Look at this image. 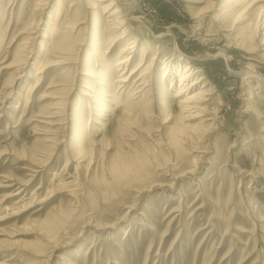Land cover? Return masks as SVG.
<instances>
[{
	"label": "rangeland",
	"instance_id": "1",
	"mask_svg": "<svg viewBox=\"0 0 264 264\" xmlns=\"http://www.w3.org/2000/svg\"><path fill=\"white\" fill-rule=\"evenodd\" d=\"M121 1L128 74L147 50L128 85L132 35L95 41V0H0V264H264V0ZM187 66L201 129L175 97Z\"/></svg>",
	"mask_w": 264,
	"mask_h": 264
},
{
	"label": "bare ground",
	"instance_id": "2",
	"mask_svg": "<svg viewBox=\"0 0 264 264\" xmlns=\"http://www.w3.org/2000/svg\"><path fill=\"white\" fill-rule=\"evenodd\" d=\"M102 2V4L99 3V5H96L97 2ZM261 1V0H260ZM62 3L63 5L65 4V2H60V5L62 7ZM101 7L100 8V11L103 12H108L109 15H108V18L106 19V26H104V28H102L103 30H101L102 32H100V30H97V32L95 33V41L100 39V38H105V37H108V36H111V37H114V38H111V42L110 44L108 45L107 42V46H108V49H112L113 47L115 48L116 46L118 47V45L120 44V42L123 40H126L130 35V36L126 42V46L120 51V58L118 59L119 61H117V67L121 70V74L120 76H124L122 79H120L119 81H121V83H128L130 82L129 80L134 77L135 75L137 76V73H139V71L145 67V64L147 63H144V60L146 59V56H145V52L147 50L143 49V53H144V56H143V53H142V61L140 63L137 64V67L130 72V74H128V68L130 66V64L133 63L134 61V58L136 57V53H137V50H138V47H137V43H140L142 41V38H140V36H135L134 33L132 31H130L129 27H133V23L131 22L132 20H139L138 17H132L130 18V16L132 14L131 13V9L130 7L128 6H125V4H123V2L121 0H95V2L93 3V5H90L89 8H98V7ZM42 8V7H41ZM59 9V8H58ZM33 10V9H32ZM61 10V9H60ZM60 12V11H59ZM101 13V12H100ZM99 13V14H100ZM101 13V14H102ZM60 14V13H59ZM72 14V13H71ZM98 14V13H97ZM104 14V13H103ZM54 15V14H53ZM95 15V14H94ZM40 16V15H39ZM57 17V16H56ZM60 17V16H59ZM104 21V20H103ZM52 22V21H51ZM59 22V21H58ZM79 22V21H78ZM99 20L96 21V24H98ZM67 23V22H66ZM69 27H71L73 25V21H69ZM80 23V22H79ZM86 23V22H85ZM60 24V23H59ZM90 24V23H89ZM102 24V23H101ZM100 24V25H101ZM38 25V24H37ZM79 25V24H77ZM85 26V25H84ZM125 26H127L126 29H123ZM258 30L259 28H262L261 30L264 31V15L262 17V21H261V26L259 27L258 25H256ZM101 27V26H100ZM138 28V27H137ZM66 29V28H65ZM121 29H123V32L121 35H116L115 34L118 32V31H121ZM68 30V28H67ZM75 30V29H74ZM73 30V31H74ZM61 31V30H60ZM70 31V29H69ZM72 32V31H71ZM136 32V31H135ZM259 32V31H258ZM113 35V36H112ZM262 39H261V44L262 46L264 47V32L262 34ZM94 36V35H93ZM61 37V36H59ZM58 37V38H59ZM63 37V36H62ZM132 37V38H131ZM159 37V36H158ZM163 37V36H162ZM85 38V37H84ZM260 38V37H259ZM60 41L58 42L57 45H55V48H58V49H63V48H68L67 46V43H65V40L64 38L62 39H59ZM83 40V39H82ZM131 40V41H130ZM133 40V41H132ZM56 41V40H55ZM84 41V40H83ZM122 41V42H123ZM54 42V40L52 41ZM57 43V42H56ZM55 44V42L53 43ZM63 44V45H62ZM97 44V43H96ZM98 45V44H97ZM261 46V45H260ZM75 50V49H74ZM105 50V49H104ZM149 51V50H148ZM26 53V52H25ZM59 53V52H58ZM91 53V52H90ZM102 54V53H101ZM26 55V54H25ZM104 55V54H103ZM107 55V54H106ZM151 56V55H150ZM118 57V56H117ZM100 58V57H99ZM104 59V58H103ZM148 59V58H147ZM153 59V57H152ZM89 59H87L88 61ZM96 60V59H95ZM98 61V60H97ZM149 61V60H148ZM166 61V60H165ZM27 62V61H26ZM93 62V60L91 61ZM168 62V61H167ZM81 63V61H80ZM86 62H84L85 64ZM100 63V62H99ZM106 63V62H105ZM170 63V61L168 62ZM167 63V65L169 66V64ZM97 64V62H96ZM152 64V63H151ZM192 64V63H191ZM94 65V64H92ZM92 65H90L89 61L86 63L85 67H86V72L84 75H86L87 77H93L92 76V72L93 71H96L93 70L94 68H92ZM105 65V64H104ZM84 66V65H83ZM81 66V67H83ZM107 66V65H106ZM136 66V65H135ZM151 66V65H150ZM166 66V65H165ZM173 67V66H172ZM19 68V67H18ZM100 68V67H99ZM150 68V67H149ZM98 69V68H97ZM109 69V68H107ZM165 69V67H164ZM101 70V69H100ZM99 70V71H100ZM117 70V69H116ZM143 70V69H142ZM151 70V69H150ZM171 70L172 69H167V72L168 74L170 75L171 73ZM145 71V70H144ZM163 71V70H162ZM252 71V70H251ZM148 72V71H147ZM170 72V73H169ZM201 70H195L193 69V67H190V66H187L184 70H183V73L182 75H180V79L178 80L179 81V85H178V91L177 93L175 94L176 96L175 97H179L181 98L179 100V106H180V110L182 112V115H183V118L187 121H194V122H198L196 123V127L198 128H195V129H201L202 126L204 125H201V123H205L206 121H211V119H208V120H203V118L205 119V112H206V108L204 106V104L207 102V100L205 99V96H209V94L207 93L206 90H204V79L205 77L203 76H200V73ZM177 73V72H176ZM126 74H128L127 76H125ZM18 75V74H17ZM169 75H166V76H169ZM111 75L109 74L108 70H102L100 72V75L99 73H97V78L99 79L97 81V83L102 86V87H108V82H109V78H112L110 77ZM148 76V75H147ZM178 76V75H177ZM255 76V75H254ZM257 76V75H256ZM119 77V76H118ZM117 77V78H118ZM144 77L143 74H141L140 78ZM157 77V76H156ZM165 77V76H164ZM96 78V77H94ZM116 78V79H117ZM147 78V77H146ZM261 78V81L262 83L264 84V77H260ZM17 79V78H16ZM136 79V78H135ZM139 79V78H138ZM146 80V79H145ZM165 80V79H164ZM111 81V80H110ZM118 81V80H117ZM149 81V80H148ZM113 82V81H112ZM138 82V81H137ZM143 82V81H142ZM164 82V81H163ZM110 83V82H109ZM133 83V82H131ZM130 83V84H131ZM148 83V82H147ZM120 84V83H119ZM140 84V83H139ZM118 85V84H117ZM128 85V84H127ZM145 85V84H144ZM163 85V84H162ZM65 86V85H63ZM123 86V85H122ZM132 86V85H131ZM136 86V85H135ZM134 86V87H135ZM148 86V85H147ZM146 86V87H147ZM36 87V86H35ZM121 87V86H120ZM119 87V88H120ZM128 87V86H127ZM150 87V86H149ZM87 89H90V86H86ZM202 88V89H201ZM30 89V88H29ZM118 89V87H117ZM132 89V88H131ZM141 89V88H138V90ZM137 90V89H136ZM150 90V89H149ZM106 90L102 88V92L103 93H106L105 92ZM119 91V89H118ZM87 92V91H86ZM86 94V93H85ZM167 110H169L170 112L173 111V108L171 106H169L167 108ZM154 111V110H153ZM55 113V112H54ZM171 114V113H170ZM60 116V115H59ZM70 116V115H69ZM215 116V115H214ZM42 117V116H41ZM50 119V118H49ZM64 120V119H63ZM55 121V120H54ZM80 121V120H79ZM41 122V121H40ZM49 122V121H48ZM70 122V121H69ZM186 123V122H185ZM49 124V123H47ZM52 124V123H50ZM61 124V123H60ZM212 124V123H211ZM210 124V125H211ZM53 125V124H52ZM100 125V124H99ZM186 126V125H185ZM208 127V126H207ZM49 129V128H48ZM204 129V128H203ZM202 129V130H203ZM190 130V129H189ZM187 131V130H186ZM194 131V130H193ZM196 131V130H195ZM192 132V131H191ZM203 133V132H202ZM49 134V133H48ZM196 135V134H195ZM182 137V136H181ZM201 137V136H200ZM49 139V138H48ZM179 140V139H178ZM48 141V140H47ZM161 145V144H160ZM142 147V146H141ZM177 150V149H176ZM137 157V156H136ZM176 158V157H175ZM42 164V163H41ZM44 165V164H43ZM41 167V166H40ZM121 167V166H120ZM140 168V167H139ZM116 169V168H115ZM57 170V169H56ZM33 171V170H32ZM47 171V170H46ZM130 171V170H129ZM65 172V171H64ZM142 174V173H141ZM32 175V174H31ZM54 175V174H53ZM143 175V174H142ZM113 176V175H112ZM114 177V176H113ZM120 177V176H119ZM131 177V176H130ZM11 179V178H10ZM66 179V178H65ZM54 180V179H53ZM62 181L59 182V184L61 186H67V189H69V192H72V193H76V191L78 190V188H74L70 182H65L63 180V178L61 179ZM47 183V182H46ZM58 183V182H57ZM56 183V184H57ZM58 184V185H59ZM74 184V183H73ZM25 185V184H24ZM57 186V185H56ZM55 186V187H56ZM73 187V188H72ZM61 188V187H60ZM66 189V190H67ZM77 189V190H76ZM50 190V189H49ZM65 190V188L63 189ZM22 191V190H21ZM61 191V190H60ZM79 191V190H78ZM32 192V191H31ZM57 192V191H56ZM63 192V191H61ZM49 193V192H48ZM37 198L36 195L33 196V199ZM39 198V197H38ZM42 198V197H41ZM46 198V197H45ZM32 199V200H33ZM47 199V198H46ZM44 199V200H46ZM37 200V199H36ZM35 201V200H33ZM41 201V199L39 200ZM42 202V201H41ZM15 203V202H14ZM16 203H19V201H16ZM39 203V202H38ZM31 205V204H30ZM22 208V207H21ZM86 208V207H85ZM20 209V208H19ZM3 210V209H2ZM8 210V209H7ZM12 210V209H11ZM21 210V209H20ZM19 210V211H20ZM99 210V209H98ZM13 211V210H12ZM24 211V210H23ZM43 211V210H42ZM97 211V210H96ZM13 212H16V211H13ZM11 213V212H10ZM127 213V212H126ZM9 214V213H8ZM14 214V213H13ZM87 215V214H86ZM76 218V217H75ZM84 224V223H83ZM88 225V224H87ZM107 227H110V226H107ZM62 228V227H61ZM63 229V228H62ZM60 229V230H62ZM59 230V232H60ZM48 232V231H47ZM44 233V232H43ZM64 234V232L62 233ZM67 234V233H66ZM14 235V234H13ZM58 235V234H56ZM55 235V236H56ZM80 235V234H79ZM58 237V236H56ZM48 239V238H47ZM53 239H54V236H53ZM51 239L54 243V240ZM56 239V238H55ZM59 239V238H58ZM57 239V240H58ZM56 240V241H57ZM58 243V242H56ZM57 245V244H56ZM55 245V246H56ZM61 245V244H60ZM27 250V249H26ZM42 250V249H41ZM32 252V251H31ZM44 255V254H43ZM46 261V260H45ZM21 263V262H20ZM27 264H30V263H27Z\"/></svg>",
	"mask_w": 264,
	"mask_h": 264
}]
</instances>
